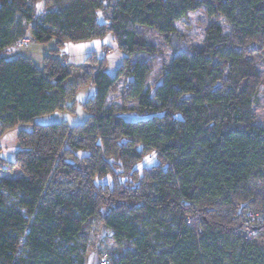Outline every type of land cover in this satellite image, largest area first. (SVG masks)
Returning <instances> with one entry per match:
<instances>
[{
    "label": "trees",
    "instance_id": "obj_1",
    "mask_svg": "<svg viewBox=\"0 0 264 264\" xmlns=\"http://www.w3.org/2000/svg\"><path fill=\"white\" fill-rule=\"evenodd\" d=\"M37 1L0 0V137L33 125L12 159L0 147V171H19L0 179V264H86L77 239L94 218L129 247L111 264H264V128L252 110L264 0H117L108 22L99 20L107 0H43L38 17ZM202 9L215 20L204 45L174 50L159 83H149L151 62L132 59L156 47L137 29L175 37L176 22ZM29 31L37 44L56 41L43 69L4 57ZM108 32L125 55L114 75L105 61L93 74L85 123H36L69 109L79 89L65 85L73 72L60 50ZM122 76L123 99L136 108L107 105ZM151 152L159 165L137 169ZM107 176L112 185L101 183Z\"/></svg>",
    "mask_w": 264,
    "mask_h": 264
},
{
    "label": "rangeland",
    "instance_id": "obj_2",
    "mask_svg": "<svg viewBox=\"0 0 264 264\" xmlns=\"http://www.w3.org/2000/svg\"><path fill=\"white\" fill-rule=\"evenodd\" d=\"M107 6L104 17L100 16L99 20L106 21L110 18L112 7L117 0H107ZM36 16L44 14L43 0L37 1L35 4ZM215 21L206 15L205 11L198 10L188 13L185 18L176 22L177 35L175 37H166L146 27H139L137 30L139 34L148 42L156 47L154 54L141 53L133 57L132 60H148L151 62L152 71L148 77L149 83H159L160 76L163 72L165 65L169 64L173 57V52L176 49L188 52L193 47H202L206 36V29L208 25ZM108 22V21H107ZM223 25L224 33L226 35L230 32V27L225 24L223 20L220 21ZM56 41L54 40L51 46L56 48ZM49 46H44L35 43L31 38L30 31L28 32L23 42L14 45L9 49L11 53H23L36 60H40L43 53L48 55L51 53ZM46 50V51H45ZM124 52L119 50L114 34L108 32L102 38H94L82 42H69L57 54L58 58L69 66L73 75L66 81L67 86H78L74 100L68 103L69 109L63 111H56L54 114L46 116L45 120L48 125L56 123H66L70 127H76L85 123L88 114L84 109V104L92 99L95 95L96 88L91 82L93 74L99 69L105 61V70L114 75L117 68L123 61ZM94 56L98 59L94 61ZM89 57V58H88ZM91 59L90 62H86ZM99 61V62H98ZM102 64V65H101ZM257 68L262 76L261 84L257 87L256 93L253 98L252 110L256 115L257 125L264 128V60L257 58ZM86 78L87 83L80 85ZM128 79L122 76L118 81V90L116 93H111L107 99V105L114 108H136L137 102L135 100H124L123 96L126 91ZM122 117L127 121L143 120L145 117L138 113H123ZM14 150L13 152H15ZM13 152H9L10 158L7 156L6 151L3 153L5 158L12 159ZM154 152H151L136 168L142 171L144 168H151L159 165ZM19 176L18 169L13 172L0 171V179L2 177L14 178ZM128 175L121 176L122 180L127 179ZM101 183L112 185L113 177L107 176L101 180ZM15 199H11L10 203H15ZM22 213L27 216L25 209L20 208ZM32 220V218H31ZM154 226L150 220H147L145 229L150 232L151 227ZM77 243L85 247L86 251L83 254L86 258V264H101V259L104 255L108 256L110 264L115 258L117 251L127 252L128 246L124 243L117 242L110 229L102 224L99 218L90 220L84 227L83 233L78 237Z\"/></svg>",
    "mask_w": 264,
    "mask_h": 264
},
{
    "label": "crops",
    "instance_id": "obj_3",
    "mask_svg": "<svg viewBox=\"0 0 264 264\" xmlns=\"http://www.w3.org/2000/svg\"><path fill=\"white\" fill-rule=\"evenodd\" d=\"M52 43H53V41L50 42L49 44L44 45V46H49L50 49H54V47L51 46ZM9 49H11V47ZM8 52H9V50H8ZM47 55H48V53L46 54L44 52L42 57H41V59L40 60H36L33 57H30V56H28L26 54H23V53H11L10 52V54L9 53L5 54L4 57L6 59H13V58H17V57H25V58L31 59L36 64V66L38 68L43 69V67H44L43 59ZM46 116H48V115H46ZM46 116H42V117L37 118L36 119V123L47 125L46 121H44L46 119L45 118ZM22 131L29 132V133L32 132L33 131V125L32 124H21V125L13 128V129H11V130H8L7 132H5L0 137V147L2 149L6 150V152L7 151L8 152H13L14 150H16L18 148V136H19V133L22 132Z\"/></svg>",
    "mask_w": 264,
    "mask_h": 264
},
{
    "label": "built area",
    "instance_id": "obj_4",
    "mask_svg": "<svg viewBox=\"0 0 264 264\" xmlns=\"http://www.w3.org/2000/svg\"><path fill=\"white\" fill-rule=\"evenodd\" d=\"M253 230L249 229L245 232V237L247 239H251L252 238V235H253ZM101 264H110L109 262V259H108V256L107 255H104L103 258L101 259Z\"/></svg>",
    "mask_w": 264,
    "mask_h": 264
}]
</instances>
